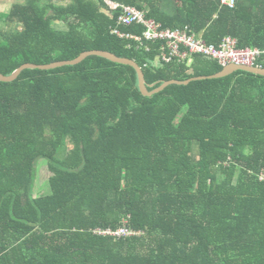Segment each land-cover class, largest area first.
<instances>
[{
  "label": "trees",
  "instance_id": "obj_1",
  "mask_svg": "<svg viewBox=\"0 0 264 264\" xmlns=\"http://www.w3.org/2000/svg\"><path fill=\"white\" fill-rule=\"evenodd\" d=\"M207 44L237 40L264 68V0H108ZM106 0H27L0 14V73L106 51L134 60L149 91L213 76L203 55L158 60L144 26ZM64 26L61 29L59 26ZM47 161L51 192L34 193ZM129 229L114 237L96 232ZM0 264H264V77L170 85L145 97L131 66L92 56L0 81Z\"/></svg>",
  "mask_w": 264,
  "mask_h": 264
},
{
  "label": "built area",
  "instance_id": "obj_2",
  "mask_svg": "<svg viewBox=\"0 0 264 264\" xmlns=\"http://www.w3.org/2000/svg\"><path fill=\"white\" fill-rule=\"evenodd\" d=\"M106 2L113 10H121L118 24L132 26L135 24L144 26L141 36L121 33L114 29L113 34L120 38L131 39L139 45L147 42H160V56L158 60L170 63L174 59L192 62L193 55H203L217 61L222 67L229 65L255 66L262 52L258 49H239L237 40L227 37L218 47L207 44L195 31L186 26L182 29H164L160 23L147 19L143 11L132 6H124L117 3ZM223 6L234 8L237 0H221ZM100 235H109L118 238L134 235L129 229L121 228L117 231H98Z\"/></svg>",
  "mask_w": 264,
  "mask_h": 264
},
{
  "label": "water",
  "instance_id": "obj_3",
  "mask_svg": "<svg viewBox=\"0 0 264 264\" xmlns=\"http://www.w3.org/2000/svg\"><path fill=\"white\" fill-rule=\"evenodd\" d=\"M92 56L101 57V58H104V59L109 60V61L116 63V64L133 67L138 74L140 91L145 97H151L155 94H158V93L164 91L170 85H188L189 83H191L193 81H198V80L221 79V78L228 77L237 71H244V72H248V73H251L254 75H259V76L264 77V68H262V67L229 65V66L225 67L220 73L215 74L213 76L197 77V78H192V79L187 80V81L172 80V81L164 82L160 87H158L157 89H155L153 91H149L147 83H146L144 71L139 66V64L137 62H135L134 60H131V59L118 57L115 54H112V53H109L106 51L93 50V51L84 52L79 57H77L76 59L70 60V61H61V62H56V63H52V64H47V65H35V64H30V63L24 64L23 66L18 68L10 76H5V75L0 73V81L4 82V83L14 82L19 78V76L25 70L50 71V70H55V69L63 68V67H67V66H76V65L81 64L87 58L92 57Z\"/></svg>",
  "mask_w": 264,
  "mask_h": 264
},
{
  "label": "rangeland",
  "instance_id": "obj_4",
  "mask_svg": "<svg viewBox=\"0 0 264 264\" xmlns=\"http://www.w3.org/2000/svg\"><path fill=\"white\" fill-rule=\"evenodd\" d=\"M27 0H0V14L9 12V10L17 3H25ZM61 29H64V26H59ZM0 28L4 30H17L20 27L13 25H8L6 23L0 22ZM36 183L34 193L36 196H44L51 192L49 179L51 173L48 169L47 161L44 159H40L37 162L36 168Z\"/></svg>",
  "mask_w": 264,
  "mask_h": 264
}]
</instances>
